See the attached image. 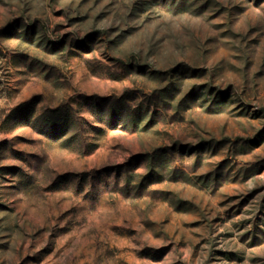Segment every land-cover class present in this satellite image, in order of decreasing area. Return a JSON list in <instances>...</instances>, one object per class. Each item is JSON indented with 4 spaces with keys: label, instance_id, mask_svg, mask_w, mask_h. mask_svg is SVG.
<instances>
[{
    "label": "rangeland",
    "instance_id": "rangeland-1",
    "mask_svg": "<svg viewBox=\"0 0 264 264\" xmlns=\"http://www.w3.org/2000/svg\"><path fill=\"white\" fill-rule=\"evenodd\" d=\"M0 264H264V0H0Z\"/></svg>",
    "mask_w": 264,
    "mask_h": 264
}]
</instances>
